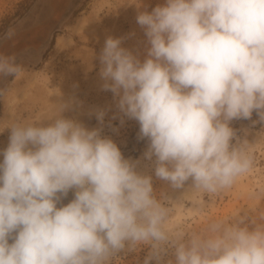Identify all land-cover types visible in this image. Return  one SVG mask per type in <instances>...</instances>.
Instances as JSON below:
<instances>
[{
	"label": "clouds",
	"instance_id": "clouds-1",
	"mask_svg": "<svg viewBox=\"0 0 264 264\" xmlns=\"http://www.w3.org/2000/svg\"><path fill=\"white\" fill-rule=\"evenodd\" d=\"M136 22L147 58L106 38L102 90L139 122L150 141L145 157L155 156V176L172 190L189 180L209 195L230 189L255 164L230 122L254 110L264 122V0H166ZM14 35L10 28L4 39ZM23 72L15 56L0 54V78ZM74 103L50 122L10 127L0 162V264H111L140 246L149 249L142 264H264V212L259 223L237 214L172 233L152 177L100 128L66 117ZM105 114L95 112L101 124ZM70 189L75 198L57 207ZM170 250L175 259L165 261Z\"/></svg>",
	"mask_w": 264,
	"mask_h": 264
},
{
	"label": "rangeland",
	"instance_id": "rangeland-1",
	"mask_svg": "<svg viewBox=\"0 0 264 264\" xmlns=\"http://www.w3.org/2000/svg\"><path fill=\"white\" fill-rule=\"evenodd\" d=\"M166 0H0V54L15 56L24 68L22 75L0 78V162L11 134L10 127L47 123L61 114L62 105L74 100L66 117L74 118L89 129L100 128L135 170L152 177L154 195L170 210L165 227L172 233L199 232L216 220L230 221L243 214L260 222L264 212V122L254 110L251 119H234L230 127L236 137L247 141L255 158L249 173L234 185L215 195L191 185L172 190L155 176V156L147 159L149 139L141 138L140 124L120 112L118 98L102 90L99 54L108 37L122 38L143 62L150 45L145 31L136 22L140 11L151 12ZM11 39H4L9 29ZM105 110L103 124L95 115ZM115 117V118H114ZM255 121V123H253ZM236 140H233L235 143ZM76 189L61 195L57 207L75 198ZM13 241L10 239L9 243ZM147 246L120 253L111 264H142ZM174 260L171 250L164 260Z\"/></svg>",
	"mask_w": 264,
	"mask_h": 264
}]
</instances>
